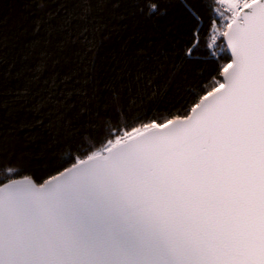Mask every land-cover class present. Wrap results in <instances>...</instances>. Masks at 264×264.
Segmentation results:
<instances>
[{"label": "snow or ice", "instance_id": "1", "mask_svg": "<svg viewBox=\"0 0 264 264\" xmlns=\"http://www.w3.org/2000/svg\"><path fill=\"white\" fill-rule=\"evenodd\" d=\"M245 7L228 84L205 93L195 117L126 144L54 193L5 198L0 264L139 255L264 264V2Z\"/></svg>", "mask_w": 264, "mask_h": 264}, {"label": "trees", "instance_id": "2", "mask_svg": "<svg viewBox=\"0 0 264 264\" xmlns=\"http://www.w3.org/2000/svg\"><path fill=\"white\" fill-rule=\"evenodd\" d=\"M227 26L216 0H0V187L187 117L223 83Z\"/></svg>", "mask_w": 264, "mask_h": 264}, {"label": "water", "instance_id": "3", "mask_svg": "<svg viewBox=\"0 0 264 264\" xmlns=\"http://www.w3.org/2000/svg\"><path fill=\"white\" fill-rule=\"evenodd\" d=\"M264 2V0H262ZM248 12V9H244L242 12L239 13V15L235 18L234 21H232L227 28L225 34H224V45L227 50V54L231 58V63H233V67H235V50L233 49V39L231 38L233 34V30L236 28V26L240 23L239 17H242L245 15V13ZM231 71V69L229 70ZM223 83L227 86L228 84V77L227 74L223 73ZM219 96V93L216 94ZM212 97H209V100H211ZM201 104L207 103L206 101L201 100ZM198 109L192 110L190 114L185 118H178L173 121L172 123L168 124V127L162 128V127H155L150 128L138 135H135L126 141H123L113 147H111L109 150H107L103 154H98L96 156H93L87 160H84L64 172L60 173L59 175L53 177L52 179L48 180L42 185H38L34 180L30 178H24L19 180H14L11 182H8L4 184L2 187H0V204L3 203L5 198H12V197H22V198H30V195L35 192H47V193H54L58 188L61 186L67 185L74 181L77 177H79L84 172L96 168L101 162L111 160L113 155L123 149V147L126 144H132L134 142L139 143L142 142L146 137H151L153 134L160 135L168 133L173 125H179L181 122H186L187 120L192 119L196 116ZM98 158V159H94ZM77 264H169L168 261L152 257V256H107L102 258H96V259H89L77 262Z\"/></svg>", "mask_w": 264, "mask_h": 264}, {"label": "rangeland", "instance_id": "4", "mask_svg": "<svg viewBox=\"0 0 264 264\" xmlns=\"http://www.w3.org/2000/svg\"><path fill=\"white\" fill-rule=\"evenodd\" d=\"M240 3H241V0H228V2H227L228 5H230V4H231V5H234V7H232V8H237V6H238ZM146 129H148V128H146ZM146 129H145V128L137 129V130H135L134 132H132V133H130V134H127V135H126L125 137H123L120 141L117 140V141H115L114 143H110L109 146L107 147V149L113 147L114 145H117L119 142H121V141H123V140H126V139H128V138H130V137H133V136H135V135H137V134H139V133L145 131Z\"/></svg>", "mask_w": 264, "mask_h": 264}, {"label": "built area", "instance_id": "5", "mask_svg": "<svg viewBox=\"0 0 264 264\" xmlns=\"http://www.w3.org/2000/svg\"><path fill=\"white\" fill-rule=\"evenodd\" d=\"M251 0H242L241 8L245 6L246 3H250ZM221 10L225 11L226 13H233L226 5H221Z\"/></svg>", "mask_w": 264, "mask_h": 264}]
</instances>
